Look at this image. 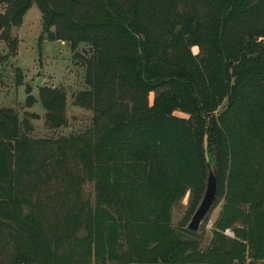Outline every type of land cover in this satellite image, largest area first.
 <instances>
[{
  "label": "trees",
  "instance_id": "1",
  "mask_svg": "<svg viewBox=\"0 0 264 264\" xmlns=\"http://www.w3.org/2000/svg\"><path fill=\"white\" fill-rule=\"evenodd\" d=\"M0 3L11 52V30L38 7V41L68 45L84 69L74 105L93 114L82 132L43 139L0 108V264H264V164L252 155L255 139L264 154V0ZM40 99L45 124L66 127L63 89ZM206 138L226 201L202 249L171 210L189 192L192 216L203 197Z\"/></svg>",
  "mask_w": 264,
  "mask_h": 264
},
{
  "label": "rangeland",
  "instance_id": "2",
  "mask_svg": "<svg viewBox=\"0 0 264 264\" xmlns=\"http://www.w3.org/2000/svg\"><path fill=\"white\" fill-rule=\"evenodd\" d=\"M3 9L4 5L0 3V13ZM41 33V14L38 7L34 5L24 15L21 25L11 30V38L17 41L16 52H11L8 44L0 40V108L14 109L20 119L27 117L33 127L32 135L35 138H56L63 134L82 132L89 126L93 116L91 111L74 105L75 95L84 88V69L72 60V53L66 43L51 42L45 38L39 42ZM193 52L196 53L197 49H193ZM39 78H41V82L36 85ZM42 88L63 89L66 95L64 110L66 127L49 128L45 124V111L40 99V89ZM26 89L36 100L30 108L25 106ZM152 98L153 94H150V100ZM223 107L224 105L218 109V112ZM25 112L36 114L37 117L32 119ZM258 140L252 155L264 164V154L260 155L262 142L261 139H255L256 142ZM204 149L206 161L211 166L214 163V158L207 138L204 140ZM81 192L84 199L93 201L92 182L86 183L81 188ZM190 200L191 195L187 192L173 206L171 210V226L173 228L180 223L189 224L192 218L188 214ZM224 201H226L225 196H217L199 226L197 233L201 235L202 249L207 248L211 241L212 229ZM226 230L224 231L225 236L234 238V232L230 229ZM256 263H260V261Z\"/></svg>",
  "mask_w": 264,
  "mask_h": 264
},
{
  "label": "water",
  "instance_id": "3",
  "mask_svg": "<svg viewBox=\"0 0 264 264\" xmlns=\"http://www.w3.org/2000/svg\"><path fill=\"white\" fill-rule=\"evenodd\" d=\"M41 82V78H39L36 82V85H39ZM217 193V176L215 166L212 164L208 165L207 177L205 182V191L203 197L192 215V218L187 225V229L191 232H197L199 226L206 216L207 212L210 210L213 202L216 198Z\"/></svg>",
  "mask_w": 264,
  "mask_h": 264
},
{
  "label": "built area",
  "instance_id": "4",
  "mask_svg": "<svg viewBox=\"0 0 264 264\" xmlns=\"http://www.w3.org/2000/svg\"><path fill=\"white\" fill-rule=\"evenodd\" d=\"M226 231H227V233H229L228 230H226ZM229 235H230V234H229ZM245 264H261V263H256V262H255V263H252L250 260H247Z\"/></svg>",
  "mask_w": 264,
  "mask_h": 264
}]
</instances>
